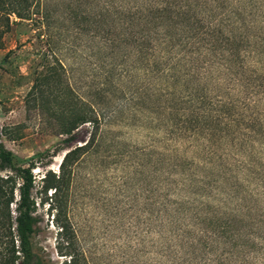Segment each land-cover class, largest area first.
I'll return each instance as SVG.
<instances>
[{"label":"rangeland","instance_id":"obj_1","mask_svg":"<svg viewBox=\"0 0 264 264\" xmlns=\"http://www.w3.org/2000/svg\"><path fill=\"white\" fill-rule=\"evenodd\" d=\"M10 1L0 133L34 164L35 261L264 264V0Z\"/></svg>","mask_w":264,"mask_h":264},{"label":"trees","instance_id":"obj_2","mask_svg":"<svg viewBox=\"0 0 264 264\" xmlns=\"http://www.w3.org/2000/svg\"><path fill=\"white\" fill-rule=\"evenodd\" d=\"M18 4H20L18 0H12L8 5H4V9L8 11V15L14 14L19 19H28L27 16L17 12L15 6ZM90 122L87 114L75 113L60 133L68 136L65 143L73 140V133L79 126ZM80 150H82L81 146L74 147L64 154L59 176L47 172L41 179V191L44 194L48 190H53L51 196L59 197L62 193V185L65 183L64 170ZM33 168V163L27 167L16 163L13 154L2 144L0 133V173L6 172L0 175V264H38L31 245V237L37 228L35 202L32 196L35 188Z\"/></svg>","mask_w":264,"mask_h":264}]
</instances>
